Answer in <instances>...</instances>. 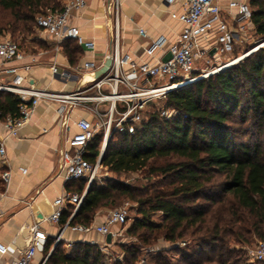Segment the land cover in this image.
<instances>
[{
	"label": "trees",
	"instance_id": "16d2710c",
	"mask_svg": "<svg viewBox=\"0 0 264 264\" xmlns=\"http://www.w3.org/2000/svg\"><path fill=\"white\" fill-rule=\"evenodd\" d=\"M63 2L0 0V34L30 35L29 42L45 47L44 41L33 36L35 16L43 9L60 10ZM248 4L253 33L264 39V0ZM28 49L34 50L33 46ZM62 50L71 66L79 62L81 49L75 42L64 41ZM242 87L246 89L244 104ZM18 104L14 94L0 91V118L18 115ZM165 104L177 110L174 118L148 114L134 134H113L100 160L115 174L147 172L158 179L149 186L111 179L99 185L93 180L69 224L89 225L98 209H111L128 199L135 205L126 233L136 241L123 246V257L111 264H135L142 249L159 239L172 247L151 255L152 264H247L228 243H247L251 237L264 240V47L173 91ZM236 112L242 123H248L245 140H239L228 125ZM99 144L97 136L88 146L85 158L91 163ZM173 158L178 160L169 161ZM158 160L163 163L157 164ZM86 182V178L67 180L65 189L81 194ZM72 208L66 206L60 225ZM188 241L199 249L180 253L179 243ZM53 244V239L44 242L43 254L50 251L46 264H109L95 243L76 242L70 254L64 253L63 242ZM172 252L177 253L175 261L166 255Z\"/></svg>",
	"mask_w": 264,
	"mask_h": 264
},
{
	"label": "built area",
	"instance_id": "2783aa9c",
	"mask_svg": "<svg viewBox=\"0 0 264 264\" xmlns=\"http://www.w3.org/2000/svg\"><path fill=\"white\" fill-rule=\"evenodd\" d=\"M164 1L170 5L177 0ZM180 5L181 10L175 16L182 28L176 40L168 43L164 36L151 39L143 50L145 58L136 61L131 53L119 49L118 6L117 0H112L113 22L108 53L110 63L106 71L93 77L92 74L103 65V61L87 59L69 65L70 73L59 72L55 62L50 65L53 75L73 77L75 85L70 90L36 87L29 80L28 74L43 51L26 52L7 34H0V91L10 92L19 100L18 115L0 118L6 136L17 135L40 101L55 106L57 123L63 135L69 132L71 113L82 110L88 117H80L74 122L78 133L67 136V145L60 150L64 179L86 178V187L97 180L98 171L103 166L100 160L113 134H134L150 113H157L166 120L174 118L178 114L177 110L165 104L170 93L237 63L255 47L234 55L235 48L247 44L249 33L253 31L251 9L247 2L229 0L222 7L216 0H180ZM85 6L86 0H65L60 10L38 13L35 16L36 31L52 43L55 52L61 49L66 40L75 42L83 51L93 50L94 43L84 39L78 28L69 22ZM138 34L146 36L142 28L138 29ZM212 49L214 52L210 53ZM167 54L170 57L163 60ZM213 65L217 67L210 70ZM97 136L100 138L98 154L94 163H91L85 155L89 144ZM6 164L3 137L0 138V180L4 184L10 179V170ZM85 189L81 194L65 191L52 201V210L44 220L59 226L54 244L59 241L64 230L76 233L94 231L102 236L110 234L112 240L117 234L113 228L126 223L127 202L110 210L100 224H69ZM68 204L73 205V208L67 221L60 225V216ZM46 239L47 233L40 228V222L34 223L30 243L11 264H32ZM106 245L104 242L103 246H98L105 250ZM151 250L146 249V253ZM5 252L6 247L0 243V255ZM49 253L38 264H46ZM246 254L252 260L264 262V240L247 247ZM137 264H146V256H142Z\"/></svg>",
	"mask_w": 264,
	"mask_h": 264
},
{
	"label": "crops",
	"instance_id": "0c3cea01",
	"mask_svg": "<svg viewBox=\"0 0 264 264\" xmlns=\"http://www.w3.org/2000/svg\"><path fill=\"white\" fill-rule=\"evenodd\" d=\"M216 1L224 7L229 0ZM240 1L249 3V0ZM117 6L119 49L131 53L136 61L145 58L143 50L151 39L164 36L171 43L181 31L182 25L175 16L181 10L180 0L170 5L164 0H117ZM112 9V0H86V6L70 19V24L78 28L80 35L94 43L93 50H81L78 61L87 59L104 63L108 59ZM139 28L146 36L138 34ZM41 40L45 47L35 45L34 50L22 48L29 53L43 51L29 71V80L38 88L72 89L75 85L73 77L53 75L50 70V65L55 62L59 72L70 73V64L62 47L55 52L46 37H41ZM54 110L53 104L40 101L16 136H6L0 125V138L5 137L6 167L10 170L9 182L4 184L0 180V243L6 247L5 254L0 255V264H11L26 249L34 223L40 222V228L47 233L48 239L55 241L58 235L59 226L45 221L44 217L52 210V201L66 191L60 150L67 145V136L78 133L74 122L80 117H88V114L74 110L70 115L69 132L63 135ZM97 183L103 185L104 181L97 179ZM108 211L110 209H98L92 223H102ZM59 241L63 242L65 254L71 253L76 242L106 243L105 236L94 231L76 233L64 230ZM43 247L38 250L32 264H38L44 257Z\"/></svg>",
	"mask_w": 264,
	"mask_h": 264
},
{
	"label": "rangeland",
	"instance_id": "374dc122",
	"mask_svg": "<svg viewBox=\"0 0 264 264\" xmlns=\"http://www.w3.org/2000/svg\"><path fill=\"white\" fill-rule=\"evenodd\" d=\"M46 10H48V9H43V11H46ZM34 33H33V36L35 38L34 37L33 38L37 39V40H41V36L39 35V33L36 30L34 31ZM9 34L11 37H13L14 40L19 41V43H21L25 49L27 48V50L29 47L35 46V43L28 41V38L30 35L26 37L25 35H23L22 33H19V32H15L13 35H11V33H9ZM9 34H7V35L9 36ZM249 35H250V38L247 41V44H243V45H240V46L235 48V51H234L235 56L240 55L241 53L251 49L255 45L264 41V39L259 38L258 36H255L253 31H250ZM240 61H238V62H240ZM237 63H235V64H237ZM235 64H233V65H235ZM214 67H217V65H213L210 68V70L213 69ZM241 94H242V104H244L245 98H246L245 87L241 88ZM228 125L232 130H234L236 132L235 135L239 140L240 139L245 140L246 138H248V134H246V131L249 129L248 123H242L240 121V116H239L238 112H236L231 117V120L228 122ZM177 160H178L177 158L169 159V161H177ZM156 163L161 164V163H163V161L158 160V161H156ZM147 174H148L147 172L115 174V173L108 171L107 168L102 166V168L99 169V171H98V178L97 179H99V180L111 179L114 181H121V182L127 183L129 185L149 186L151 183L155 182L156 179H158V178L154 174L151 176H148ZM125 202H127V208H128V219H127L126 223L123 225H117L113 228V230H115L117 232V234L112 239L110 245H106L105 250H101L100 248H98L99 251L105 255V260L109 264H111L115 259H121L123 257V255H124L123 250H122L123 246H126V245L132 243L133 241H136L134 237H131L130 235H128L126 233V228L128 227V225L131 222V217L134 216V211L132 208L135 205V203L131 202L128 199H123L116 206L112 207L110 210L118 208L119 206H121ZM108 213H109V211L105 215H107ZM156 219H158V218H156ZM258 241H261V240L256 239L254 237H251L250 241L247 243L246 242H236V241L231 240V241H229L228 246L231 249H235L237 251V253H239L238 255L240 256L241 261H243L247 264H264V263H260V262H257L255 260L250 259L246 254V248L256 245ZM181 243H179V245H178L179 249H180V253H189L191 251H197L199 249V247L193 242L188 241L186 243L183 242L184 244H181ZM101 246H103V245L101 244ZM173 246H175V245H173ZM163 247L168 248V247H172V246H170V244H167L166 242H163L161 239H159L155 245H151L150 247H144L142 249V252L140 254L139 259L142 256H146V264H152L151 261H149V258L151 259V255L158 254V251L161 250ZM146 249H152V250L146 253ZM166 255H167L168 259L170 257L172 259V261H175V259L178 257L177 253H175V252L168 253ZM137 262L135 264H137Z\"/></svg>",
	"mask_w": 264,
	"mask_h": 264
},
{
	"label": "water",
	"instance_id": "95a60500",
	"mask_svg": "<svg viewBox=\"0 0 264 264\" xmlns=\"http://www.w3.org/2000/svg\"><path fill=\"white\" fill-rule=\"evenodd\" d=\"M213 52H214V49H212V50L210 51V53H213ZM169 57H170V55L167 54V55H165V57L163 58V60H167ZM109 63H110V59L108 58V59H106V61L103 63V65H102L98 70H96V71L92 74V76H93V77H97L98 75L104 73V72L106 71V69H107ZM88 186H89V184H88ZM88 186L86 187L85 192H86ZM105 241H106L107 244L111 243V235H110V234H107V235L105 236ZM56 243H57V242H56ZM56 243L53 245V247L56 245ZM53 247H52V248H53ZM52 248H51V250H52Z\"/></svg>",
	"mask_w": 264,
	"mask_h": 264
},
{
	"label": "bare ground",
	"instance_id": "6f19581e",
	"mask_svg": "<svg viewBox=\"0 0 264 264\" xmlns=\"http://www.w3.org/2000/svg\"><path fill=\"white\" fill-rule=\"evenodd\" d=\"M260 47H264V41H262L259 44L255 45V47L251 50V52H253L254 50H256V49H258Z\"/></svg>",
	"mask_w": 264,
	"mask_h": 264
}]
</instances>
